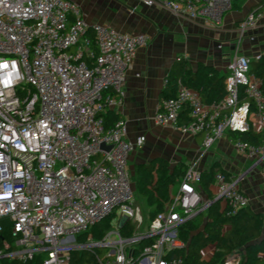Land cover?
Here are the masks:
<instances>
[{
  "label": "built area",
  "instance_id": "1",
  "mask_svg": "<svg viewBox=\"0 0 264 264\" xmlns=\"http://www.w3.org/2000/svg\"><path fill=\"white\" fill-rule=\"evenodd\" d=\"M237 1L143 0L147 6L159 4L177 16L214 24ZM261 21L264 7L247 16L242 31L256 29ZM149 42L146 35L89 26L72 0H0V263L42 256L43 264H71V252L106 246L115 255L107 254L113 259L99 260L101 264H183L178 255L187 250L182 226L220 197L227 216L250 205L240 179L222 172L215 176V199L205 201L197 189L202 174L189 166L165 211L141 233L144 218L128 167L130 155L147 139L129 141L126 122L107 128L104 115L122 107L127 72ZM252 61L236 51L228 66V95L216 105H206L197 91L180 83L175 97L161 101L155 123L204 135L203 155L230 132H251L254 117L264 131V90L251 73ZM240 87L247 101L240 102ZM185 110L190 120L182 124ZM103 144L111 150H103ZM234 146L258 157L264 170L263 147L240 141ZM118 213L122 222L136 225L132 238L121 236L120 224L103 242L90 236L88 244H78L79 236ZM3 219L12 224L13 244L2 237ZM145 239L152 243L139 249ZM215 252V246L208 247L204 259L211 260ZM242 263L240 253L222 262Z\"/></svg>",
  "mask_w": 264,
  "mask_h": 264
},
{
  "label": "crops",
  "instance_id": "2",
  "mask_svg": "<svg viewBox=\"0 0 264 264\" xmlns=\"http://www.w3.org/2000/svg\"><path fill=\"white\" fill-rule=\"evenodd\" d=\"M72 1L80 6L89 26L102 25L124 35L150 38L149 45L138 51L127 72L123 105L115 112L127 124L129 141L139 136L147 139L130 155V173L135 175L139 165L157 158L167 160L173 168L180 163L193 166L201 174L213 168L226 171L232 178L240 179L239 187L250 199L249 208L264 221V170L257 163L258 157L239 153L229 133L203 155L204 135L194 136L155 123L160 103L167 96L165 81L178 59L188 60L194 70L203 64L228 75V66L240 44L245 46L239 53L252 60L264 54V22L251 31L243 32L241 27L252 11L259 10L262 0H238L218 24L180 17L159 4L147 6L143 0ZM252 124L256 126L252 132L264 134L255 117ZM212 193V199L202 196L203 199H215V186ZM220 203L225 211V203ZM208 210L204 212L206 218Z\"/></svg>",
  "mask_w": 264,
  "mask_h": 264
},
{
  "label": "trees",
  "instance_id": "3",
  "mask_svg": "<svg viewBox=\"0 0 264 264\" xmlns=\"http://www.w3.org/2000/svg\"><path fill=\"white\" fill-rule=\"evenodd\" d=\"M261 7H264V0L259 5V9ZM87 36L93 38L90 32ZM251 73L262 81L264 90V54L260 59L252 61ZM226 79V74H222L213 67L200 64L198 69L194 70L188 60L177 61L168 77L166 97H175L178 86L182 83L197 91L206 105H216L228 95ZM239 93L240 102L247 101L242 87H240ZM104 120L106 127L111 128L121 120V116L114 111H108L104 115ZM189 120L188 111L185 110L180 121L182 124H186ZM229 136L234 142L240 141L258 148L264 147V134L262 133L252 131L245 133L230 132ZM188 167L180 163L173 168L167 160L162 158H157L148 164H141L137 167L132 179L137 197H143L150 208L149 220L165 211L173 194L180 186ZM218 172L231 177L226 171H217L214 168L204 172L197 188L202 196L213 198L212 186L215 184V176ZM207 216L206 218L202 213L181 227L180 237L187 245L186 252L178 254L182 256L183 264H222L233 253L242 254V264H264V221L251 211L249 206L235 216H227V212L222 211L221 203L216 202L209 208ZM112 220L113 217L107 218L93 227L90 232L79 236L77 238L78 244H88L90 236L93 242H103L113 230ZM1 224L4 226L2 237L13 244L11 222L9 219H3ZM135 231L136 225L130 220L125 221L119 228L124 239L132 238ZM151 243V239H145L138 245V248L141 249ZM210 246L216 247L215 255L211 260H205L203 251ZM70 257L71 264H101L99 260L106 262L113 259L107 255L105 248L102 247L75 250L71 252ZM1 263L43 264V257L40 256L28 262L3 260Z\"/></svg>",
  "mask_w": 264,
  "mask_h": 264
},
{
  "label": "rangeland",
  "instance_id": "4",
  "mask_svg": "<svg viewBox=\"0 0 264 264\" xmlns=\"http://www.w3.org/2000/svg\"><path fill=\"white\" fill-rule=\"evenodd\" d=\"M244 46H245V43H242V44L239 45V52L244 50ZM128 170H129V172L132 173V170L130 169V166L128 167ZM260 171H261L260 169H257V172L259 174L262 173V171L261 172ZM137 201H138L139 207L141 208L142 215H143V218H144V224L141 227L140 231H141V233H144L148 229V226L150 224L149 214H150L151 211H150V208H149L146 200L143 197H137ZM122 221H123V217L121 216V213H118L117 215H115L113 217V220H112L113 230H112V232H114V231H116V229H118L119 225L122 224ZM112 250L113 249H106L105 248L106 253L111 255L112 257H114L115 254H114V252ZM211 254H212V250L211 249L206 251V253H205L206 259H209L211 257Z\"/></svg>",
  "mask_w": 264,
  "mask_h": 264
},
{
  "label": "water",
  "instance_id": "5",
  "mask_svg": "<svg viewBox=\"0 0 264 264\" xmlns=\"http://www.w3.org/2000/svg\"><path fill=\"white\" fill-rule=\"evenodd\" d=\"M102 149L103 150H106V151H110L111 150V146H107L106 144H103L102 146ZM222 201V198H218L215 202H221ZM102 248H106V246H101Z\"/></svg>",
  "mask_w": 264,
  "mask_h": 264
}]
</instances>
